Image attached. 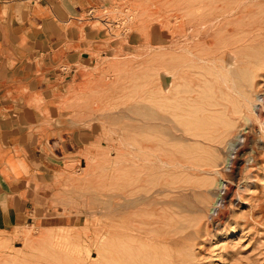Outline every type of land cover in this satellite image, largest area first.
I'll return each instance as SVG.
<instances>
[{
	"label": "rangeland",
	"instance_id": "1",
	"mask_svg": "<svg viewBox=\"0 0 264 264\" xmlns=\"http://www.w3.org/2000/svg\"><path fill=\"white\" fill-rule=\"evenodd\" d=\"M11 2L0 0L1 32ZM115 6L70 12L103 31L95 46L63 28L46 40L53 56L16 72L0 58V121L30 107L70 141L46 164L29 222L0 238V264H264V0ZM117 194L144 198L114 217Z\"/></svg>",
	"mask_w": 264,
	"mask_h": 264
},
{
	"label": "crops",
	"instance_id": "2",
	"mask_svg": "<svg viewBox=\"0 0 264 264\" xmlns=\"http://www.w3.org/2000/svg\"><path fill=\"white\" fill-rule=\"evenodd\" d=\"M122 1L12 0L10 29L7 33L0 31V58L5 68L16 72L33 60L53 56L54 51H46L45 43L56 37L53 31L59 29L66 28V34L73 35L82 30L86 43L97 45L103 31H96L90 24L81 27V19L70 12L90 16L89 11L94 10L98 15ZM64 55L68 60L76 57L69 51ZM19 116L18 121H0V238L29 222L46 164L54 160L55 150L66 149L70 143L66 135L63 139L59 135L54 138L53 127L40 126L30 107L20 109ZM72 137L83 144L79 132Z\"/></svg>",
	"mask_w": 264,
	"mask_h": 264
},
{
	"label": "bare ground",
	"instance_id": "3",
	"mask_svg": "<svg viewBox=\"0 0 264 264\" xmlns=\"http://www.w3.org/2000/svg\"><path fill=\"white\" fill-rule=\"evenodd\" d=\"M251 106H252V108H251L252 112H257L256 105L252 104ZM244 133L247 134V132H244ZM245 143H246V138L243 137L242 134H241V136H237V137H235V139H232V141H229V143H228V153H227V156H226V159H225V167H226L227 170L230 171V170H233L235 168V166L237 164V160L239 158L237 156V154H238V152L241 149H243V147L245 146ZM242 157H244L243 158V162L240 164V167L238 166L240 168L239 169L240 173L242 172L243 167H245V166H243V163H245L247 161V159H248V158L245 159V157H247V155L245 153L241 156V158ZM240 173H239V175H240ZM216 185H217V187H216L217 191L215 193H213V195L215 196V202L213 204L214 206L211 209V211L213 213L217 211V207L218 206H221L224 203V201H225L224 200V195L226 193V188H227L226 182L221 180V179L217 181ZM115 197L119 198V199H123V202H121V203L113 202L112 203V214L114 215V217H119L123 213H126L128 209L133 207L132 205L136 204V202L143 201V198H144V197H139L136 200H129V199H126L124 196L118 195V194L115 195ZM128 221H129L128 218H126L125 233H127L128 229H129L128 228ZM121 228L122 227H120V225L119 226L117 225L116 228L114 227L115 231H118V232H120Z\"/></svg>",
	"mask_w": 264,
	"mask_h": 264
},
{
	"label": "built area",
	"instance_id": "4",
	"mask_svg": "<svg viewBox=\"0 0 264 264\" xmlns=\"http://www.w3.org/2000/svg\"><path fill=\"white\" fill-rule=\"evenodd\" d=\"M94 13V10H90L89 11V15L93 14Z\"/></svg>",
	"mask_w": 264,
	"mask_h": 264
}]
</instances>
